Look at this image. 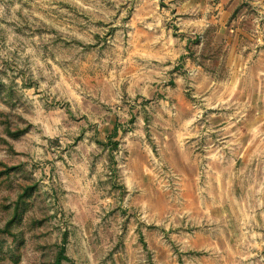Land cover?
<instances>
[{"label": "rangeland", "instance_id": "rangeland-1", "mask_svg": "<svg viewBox=\"0 0 264 264\" xmlns=\"http://www.w3.org/2000/svg\"><path fill=\"white\" fill-rule=\"evenodd\" d=\"M259 10L0 0V264H264Z\"/></svg>", "mask_w": 264, "mask_h": 264}, {"label": "crops", "instance_id": "crops-1", "mask_svg": "<svg viewBox=\"0 0 264 264\" xmlns=\"http://www.w3.org/2000/svg\"><path fill=\"white\" fill-rule=\"evenodd\" d=\"M254 2H262V1H264V0H253ZM261 5H263L262 3H261ZM258 13H259V17L261 16V13H263V15H264V10H259V11H257ZM261 12V13H260ZM234 32H236V29H234L233 30Z\"/></svg>", "mask_w": 264, "mask_h": 264}, {"label": "trees", "instance_id": "trees-1", "mask_svg": "<svg viewBox=\"0 0 264 264\" xmlns=\"http://www.w3.org/2000/svg\"><path fill=\"white\" fill-rule=\"evenodd\" d=\"M59 262H60V261L57 259L56 262H55V264H59Z\"/></svg>", "mask_w": 264, "mask_h": 264}]
</instances>
